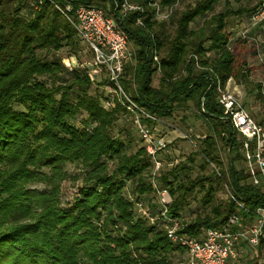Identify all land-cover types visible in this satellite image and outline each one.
<instances>
[{
	"label": "trees",
	"instance_id": "16d2710c",
	"mask_svg": "<svg viewBox=\"0 0 264 264\" xmlns=\"http://www.w3.org/2000/svg\"><path fill=\"white\" fill-rule=\"evenodd\" d=\"M61 1L0 0V264H188L185 247L171 241L165 227L152 224L138 207L143 203L151 215L160 211L153 163L127 99L111 92L114 85L107 71L91 78L92 64L88 69L76 64L85 42L56 8ZM75 1L111 6L108 0ZM159 1L165 9L180 2ZM191 1L182 10L175 8L165 21L155 19L148 9L144 27L135 24L136 13L125 17L123 26L134 44L120 82L129 99L152 116L170 119L176 108L193 102L196 116L208 124L209 134L195 155H202V170L215 164L210 174L192 177L195 159L190 156L186 163L161 168L155 176L157 186L170 193L169 213L178 220L193 195L204 192L201 214L180 220L181 233L201 240L205 230L222 227L231 215L246 220L264 207L260 189L244 168L236 167L243 160L241 141L223 119L218 101V83L225 87L235 78L248 84L253 70L243 55L232 51L229 24L249 18L264 0L254 6L245 0ZM233 1L241 5L233 7ZM222 2L225 8L210 15ZM197 18L205 19L200 28L192 26ZM169 21L174 31L168 34L162 28ZM237 41L243 48L248 45L246 39ZM63 47H68L72 61L75 58L71 68L62 59L43 55ZM249 93H256L251 108L260 106L255 120L264 125L263 84ZM127 117L135 131L123 127L114 135L117 122ZM141 120L155 124L146 117ZM137 135L140 145L132 151ZM70 164L78 172L69 173ZM68 180L79 184L74 201L64 207L60 196ZM222 181L230 196L217 205L215 187ZM258 248L264 264V240Z\"/></svg>",
	"mask_w": 264,
	"mask_h": 264
},
{
	"label": "built area",
	"instance_id": "2783aa9c",
	"mask_svg": "<svg viewBox=\"0 0 264 264\" xmlns=\"http://www.w3.org/2000/svg\"><path fill=\"white\" fill-rule=\"evenodd\" d=\"M108 1L111 2L108 8L79 4L75 0H62L55 6L94 53L90 77L94 78L105 69L110 83L114 85L111 92L118 91L122 94L128 101V109L133 113V122L153 163V184L160 211L151 215L143 207V203L139 202L138 207L143 215L149 217L152 224H161L165 227L171 241L185 247L189 254L188 264H231V261L240 256L241 245L257 248L264 240V207L257 208L250 214L252 218L246 220L238 214L231 215L222 227L205 230L201 240L181 233L180 220L173 218L169 213L172 197L167 189L157 186L155 178L163 166L160 154L166 151L168 141L157 132L155 126L145 124L141 119L146 117L163 126L170 124L166 119L152 116L145 108L137 106L126 95L120 82L125 65L131 62L133 57L130 35L123 26L125 17L129 13H136L135 24L144 27L148 9H151L155 19L169 20L179 1L166 9L159 0H144L145 3L132 0ZM248 20L253 25L263 24L264 29V3L259 10L249 16ZM245 36L243 33L242 37ZM155 60L159 62L158 54L155 55ZM231 80L229 79L227 84ZM218 90V101L224 108L223 119L231 124L241 141L244 169L252 184L258 187L264 196V125L257 123L227 86L223 87L218 83ZM172 164L176 167L180 163L176 160Z\"/></svg>",
	"mask_w": 264,
	"mask_h": 264
},
{
	"label": "rangeland",
	"instance_id": "374dc122",
	"mask_svg": "<svg viewBox=\"0 0 264 264\" xmlns=\"http://www.w3.org/2000/svg\"><path fill=\"white\" fill-rule=\"evenodd\" d=\"M258 0H245V2L249 6L256 5ZM192 2L191 0H187L184 2H179L176 7V10H182L186 7L188 3ZM241 5L238 2L233 1L232 6L238 7ZM225 8L224 2L217 6L216 10L212 14L219 13ZM260 9V8H259ZM204 18H197V20L192 24L194 28L202 27L205 22ZM168 34L173 33L174 26L172 23L166 22L165 26L162 28ZM229 30L232 32L233 38L230 42V47L232 51L236 52L239 56H244L249 66L253 68L250 77L249 83L243 84L239 82L237 79H232L229 84H227V88L233 92L238 99L245 105L248 109L251 116L255 118L256 113L259 112L260 106L251 108V105L254 103V99L256 93L250 94L249 89L254 88L255 85L263 84L264 88V30L261 27V24L253 25L249 22L248 16H244L233 19L229 24ZM243 33L246 35L243 36ZM242 35V36H241ZM246 39L247 40V47L243 48L242 46H238L237 39ZM134 44L133 42L131 43ZM82 51H81V58L77 59L79 67L88 69L91 64L93 63V55L88 50L85 43H82ZM254 50L257 51V55H254ZM253 51V52H252ZM70 51L68 47H63L58 52H51L46 53L43 52V55L46 56L49 60H60L69 68H71L75 63V58L73 57L70 59L69 57ZM209 55H211L209 53ZM160 71L154 74V81L153 84L155 86L158 85L160 79ZM40 79H46L45 77H41ZM198 109L193 102H190L189 105L184 108H176L174 110L173 116L170 119H167L169 122V126L159 125L157 123L153 124L157 128V132L165 137L168 141V146L166 151H163L160 154L162 159L163 166L162 168L167 170L169 168H173V162L179 161V163H186L190 156L194 157L195 163L192 164L193 172L192 177H196L198 174L206 173L210 174L212 170L216 167L215 164L209 165L205 170H202L201 164L203 162L202 155H195L196 152H199L200 146L202 145V140L209 134L208 124L204 122L202 119L198 118ZM123 127H130L133 128V123L131 119L127 118H120L117 122L115 128L113 129L114 135H117ZM135 131V130H134ZM136 133V132H135ZM135 146L132 151H135L137 147L140 145V141L137 135V140H135ZM138 145V146H137ZM202 147V146H201ZM220 157L224 164H227V157L226 152L223 148L219 151ZM236 167L244 168L243 162H236ZM69 173H76L78 169L75 165H68ZM77 184H74L72 181L68 180L64 183L61 193V202L64 207L69 206L73 201L74 198L77 196ZM35 187L43 188L42 184H35ZM216 191L214 194V204H225L228 201L230 196L229 190L227 188V183L225 181L217 183L215 187ZM204 195L203 191L196 192L191 200L190 205L184 211L182 218L185 222L191 221L196 217L197 214H201L202 211V202L201 198ZM259 248H254L247 245H241L239 247L240 256L236 259L231 261V264H262L263 258L259 254ZM177 261H181L179 258ZM177 263V262H176ZM179 263V262H178ZM177 263V264H178ZM179 264H182L180 262ZM183 264H187L183 263Z\"/></svg>",
	"mask_w": 264,
	"mask_h": 264
}]
</instances>
